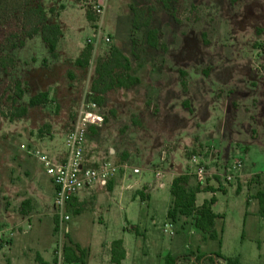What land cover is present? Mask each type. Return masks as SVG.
Returning a JSON list of instances; mask_svg holds the SVG:
<instances>
[{"label": "rangeland", "instance_id": "obj_1", "mask_svg": "<svg viewBox=\"0 0 264 264\" xmlns=\"http://www.w3.org/2000/svg\"><path fill=\"white\" fill-rule=\"evenodd\" d=\"M162 1L104 0L101 17L90 23L93 0H0V264L53 260L66 234L89 251L90 264H113L109 248L118 240L127 254L121 264H165L168 255L178 264H264L257 197L264 192V0H166L170 10ZM37 7L62 31L55 56L40 35L12 47L20 44L28 10ZM131 7L146 15L153 9L149 29H132ZM149 30L158 31L161 48L146 44ZM88 48L89 65L76 66ZM111 48L130 59L141 84L105 96V123L88 136L85 157L127 169L114 188L97 184L81 192L84 204L68 209L71 221L58 232L48 176L32 152L52 159L67 153V135L92 101L96 68ZM6 58L14 63L5 71ZM16 81L27 93L15 104ZM41 92L49 93L46 106L13 122L1 115ZM191 155L210 156L208 168L220 174L229 162H243L230 185L211 182L214 192L197 195V208L216 200V241L195 228L196 215L174 224L173 236L163 232L173 178L189 175L196 187ZM192 253L209 257L198 263L185 257Z\"/></svg>", "mask_w": 264, "mask_h": 264}, {"label": "trees", "instance_id": "obj_2", "mask_svg": "<svg viewBox=\"0 0 264 264\" xmlns=\"http://www.w3.org/2000/svg\"><path fill=\"white\" fill-rule=\"evenodd\" d=\"M242 0H231L232 5H236ZM162 4L166 10H170V7L166 0L162 1ZM133 14L132 18V29L134 31H140L142 29H149L152 23V11L149 10L146 15L142 10H137L131 7ZM53 13V10L50 11ZM173 18L176 19L175 15L172 14ZM27 20L21 27L20 44L17 46L14 44L12 47L19 48L24 47L25 40H32L34 37L40 35L43 44L46 46L50 55L55 56L57 44L62 36L60 27L56 24H51L48 21L46 12L42 7L31 8L27 12ZM96 16L88 13L87 19L90 23L95 22ZM146 44L152 49L161 48L159 33L157 30H149L146 36ZM138 43L132 40V54L135 58H139L138 55ZM92 48H88L83 52L81 58L76 61V66L85 68L89 65ZM14 61L11 58H6L2 61V67L6 71L8 68L7 64H13ZM211 69L203 71L204 73L210 72ZM95 79L93 80L90 93L94 96L92 100L99 106L102 107L105 104V96L117 89H131L141 84V79L135 76V72L132 68L130 59L125 56L122 51L118 48H111L109 57L106 61L101 62L95 71ZM183 78V87L187 90V83L185 81V73H181ZM208 76V74L206 75ZM13 99L15 104L24 98L27 91L22 88V83L16 81L13 88ZM50 103L49 94L46 92L39 93L29 99L27 106L18 107L11 115L1 113L4 118H7L10 122L17 119H22L27 116L30 109L37 107L46 106ZM95 128L90 130V134L95 132ZM43 133L42 131L40 132ZM89 134V135H90ZM193 177V176H192ZM194 178V177H193ZM191 176L180 175L173 179L170 194L171 203L167 212V219L172 224L178 223L182 218L195 217L194 226L196 229L201 231L203 234L209 235L210 240H218V234L214 231L216 216L212 207L215 205L216 200L212 198L210 201L205 202L202 207L197 208V195L201 192L214 190L209 186L203 188L200 184H196V187L190 186ZM109 189H111L109 187ZM258 200L260 205L259 214L262 220H264V192L258 193ZM29 202H24L26 205ZM73 203L70 205L72 208ZM58 231L57 227L55 228ZM67 242L64 245L63 251L65 259L71 264H88L89 251L82 248L80 245L74 243L70 236L66 234ZM190 254L185 256L188 259H196L198 263H202L208 259L206 254ZM215 258H221L220 253L213 255ZM126 258V252L123 248V242L118 240L112 243L111 246V261L113 264H121ZM180 258H174L172 255H168L165 260V264H178ZM228 264H238L237 261H227Z\"/></svg>", "mask_w": 264, "mask_h": 264}, {"label": "built area", "instance_id": "obj_3", "mask_svg": "<svg viewBox=\"0 0 264 264\" xmlns=\"http://www.w3.org/2000/svg\"><path fill=\"white\" fill-rule=\"evenodd\" d=\"M93 13L96 17H101L103 13L104 0H93L91 3ZM110 40L107 39L108 43ZM93 97L92 93H89ZM92 100V99H91ZM105 123V116L100 107L92 100L82 105L72 129L66 138L67 153L62 160H54L46 154L38 151L32 152L40 162L46 176L51 179L54 188V210L56 212V227L58 232H62L64 227L71 221L68 209L80 192L91 189L96 184L106 186L118 173L127 169L108 161H101L98 164H90L85 157V144L92 128L98 129ZM22 150L28 151L26 146H21ZM214 155L219 152L213 150ZM209 157V158H207ZM191 155V162L195 165L194 177L203 188L209 187L211 182L217 183L219 187L230 185L243 169L241 160L229 162L225 168V173L211 171L207 164L210 156ZM135 174L139 170H134ZM157 178H161L158 172ZM72 208H70L71 210ZM174 224L166 223L163 228L164 234L173 236ZM66 229V228H65ZM64 248V247H63ZM63 248L56 251L52 264H71L65 259Z\"/></svg>", "mask_w": 264, "mask_h": 264}, {"label": "crops", "instance_id": "obj_4", "mask_svg": "<svg viewBox=\"0 0 264 264\" xmlns=\"http://www.w3.org/2000/svg\"><path fill=\"white\" fill-rule=\"evenodd\" d=\"M41 93H43V92H41ZM46 93H48V92H46ZM49 94V93H48ZM36 96V95H35ZM49 156H50V154H48ZM51 157V156H50ZM63 157H64V155H61V154H59V155H56V154H54V157H53V159L54 160H62L63 159ZM43 169V168H42ZM44 171V170H43ZM40 174H38V176H39ZM119 178V176L118 177H114L113 179H111L108 183H107V185L106 186H103V185H101V184H99V186H97L98 188L99 187H101V188H107V186H109L111 189L112 188H114V185H115V182H116V180ZM174 179V178H173ZM48 180H49V183H50V187H51V192L53 193V199H54V188H53V186H52V182H51V179L48 177ZM97 185V184H96ZM93 188H91V189H89V190H86V192L87 191H94V190H92ZM81 193V192H80ZM80 193L77 195V197L74 199V201H73V205H72V208L74 209V207L76 206H78V205H81V204H84V200L85 199H82V200H80ZM94 196V195H93ZM74 210H76V209H74ZM74 242V241H73ZM74 243H76V244H78V245H80L78 242H74ZM82 248H84V246H82V245H80ZM111 246H112V244L110 245V248H109V251H110V253H111ZM123 248H124V250H125V247H124V244H123ZM126 252V251H125ZM126 256H127V254H126ZM38 260L36 261V263H38V264H52L53 263V260H52V258H50L49 260L46 258H43L42 256H39L38 258H37ZM88 264H90V259H89V261H88Z\"/></svg>", "mask_w": 264, "mask_h": 264}]
</instances>
